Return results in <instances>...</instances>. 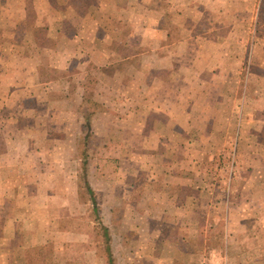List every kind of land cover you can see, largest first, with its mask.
I'll return each instance as SVG.
<instances>
[{"label": "rangeland", "instance_id": "1", "mask_svg": "<svg viewBox=\"0 0 264 264\" xmlns=\"http://www.w3.org/2000/svg\"><path fill=\"white\" fill-rule=\"evenodd\" d=\"M34 1L25 0L30 11L25 15L0 14V36L9 45L0 46V88L5 89L0 105L16 99L6 94L8 89L36 86L40 92L22 103L27 105L20 111L25 124L6 127L8 142L0 143V149L7 150L10 161L11 151L24 153L22 177L32 180L26 195L39 198L34 206L26 202V218L51 237L40 244L45 245L40 259L46 264H109V243L113 264H264V0H116V6L136 9L138 29L132 40L138 44L132 51L145 54L163 43L169 59L156 79L139 77L147 70L144 61L119 60L105 67L110 74L123 73L108 78L109 84L121 88L145 80L153 90L149 98L168 103L173 119L166 124L157 118L144 136L155 128L183 138L169 142L163 159H152L183 182L190 179L160 191L161 207L138 204V192L133 195L131 188L137 182L136 153L144 144L137 136V114L99 104L90 93L81 104L77 93L65 101L60 98L69 95L43 92L59 71V89L66 91L68 84L79 89L81 83L94 88L101 62L93 57L87 77L82 66L75 69L80 78L73 82L65 70L52 67L67 47L61 42L52 49L55 39L47 37V30L35 31L33 23L40 18L32 12ZM156 21L164 31L152 30ZM109 25L111 36L118 26L123 27L118 37H128L125 20ZM32 33L47 46L28 43ZM25 56L35 57L37 68L25 65ZM159 88L166 93L155 95ZM108 98L125 100L121 94ZM49 115L59 124H50ZM177 145L179 152H174ZM159 210L170 220H153L152 228L139 215ZM2 225L0 220V264L6 242Z\"/></svg>", "mask_w": 264, "mask_h": 264}, {"label": "crops", "instance_id": "2", "mask_svg": "<svg viewBox=\"0 0 264 264\" xmlns=\"http://www.w3.org/2000/svg\"><path fill=\"white\" fill-rule=\"evenodd\" d=\"M80 1V0H79ZM96 2L81 0L79 5H74V0L59 1V0H37L38 3L34 1L32 6V12L38 15L40 18L39 21L35 20L33 26L35 31H39L40 28H45L47 30V37H52L55 39V49L61 42H64L67 50L64 53H57L59 57L55 64H52V67L62 68L65 70L67 78L73 82L77 77L80 78L79 72L75 74V69L80 68L82 71L85 69L88 73L85 77L89 76V67L92 64L91 61L94 60V56L101 62V66H98L96 69L97 72V82L94 88L88 87V84L81 83V87H71L68 84L66 91L64 89L57 88L61 86L62 83V71H59L55 76L54 80L46 81L48 87H42L45 94H66L77 93L79 94V102L83 104L85 96L87 93L94 95V99L102 105L114 104L120 107L121 110H126L130 114H137L139 121L137 126L140 128V132L137 136L140 139V142H144L141 147V151L136 153V171L137 176L136 184L131 187L138 194L135 196V199L138 204L143 207L152 206V207H161L163 204L161 192L164 188H173L177 189L178 186L189 184L188 178H185L183 182V177L174 176V170L166 168L165 166H155L152 163V159H163L165 147L169 146V142L177 138L178 141L183 142V138H179L176 133L170 134V137H167L160 131H155L154 129L149 131V137L147 135L146 127H156L157 118H160L166 124L170 122V119H173L169 115L168 103L165 102L162 98L158 101L151 100L149 98L153 90L151 86H147V82L143 80L142 82L137 81L134 84L122 86L121 88L115 87L107 81L108 78L118 77L123 75V73H113L110 74L106 71L105 67L107 65H112L115 61H129V64L135 61H144L148 63L147 70H144L145 74L141 75L139 72V77L143 79H156L159 71L163 70L166 67V64L169 62L168 55L166 50L161 47L163 43H155L156 49L150 48L148 53L142 54L141 51L134 52L135 45L132 40V34L137 32V17L136 9H129L128 6H116V0H95ZM95 3V4H93ZM134 3L133 1L130 2ZM129 3V4H130ZM27 4L21 0H0V14H26L30 11L27 10ZM120 7V8H119ZM123 14V15H122ZM127 14V15H126ZM152 16H154L152 14ZM128 18V19H125ZM120 21V19L125 20L129 23L130 33L127 38L122 41L118 35L120 27L117 26V30L114 31L111 36L108 34V28L111 26L109 22ZM128 20V21H127ZM153 22V20L151 21ZM133 28V32H132ZM153 31H164L161 28L159 21H156V25L152 28ZM167 35V32L165 33ZM153 39L151 41H155ZM163 40V39H161ZM28 43H33V45L38 47L47 46L42 41L38 39L37 36H34L32 33L31 36H28ZM119 44H123L125 51L121 50ZM0 46H9L3 37L0 36ZM44 49V48H43ZM49 51H52L49 49ZM61 54V56L59 55ZM141 58H145L142 60ZM25 65H31L35 63L33 68H37V60L35 62V57H23L21 58ZM65 61V65L63 62ZM23 65V67H26ZM77 67V68H76ZM82 73V72H81ZM155 74V76L153 75ZM137 76V74H134ZM133 75H131L132 77ZM42 76L37 77L41 79ZM131 81V80H130ZM130 81L128 83H130ZM57 88V89H51ZM147 87H149L148 96ZM162 91H155L156 94L164 95L166 91L163 88H159ZM55 90V91H53ZM0 91L5 93L4 87L0 88ZM6 92L7 95L11 97H16V99H7L6 103L2 101L0 105V143L1 146H4L8 142V133L6 127L14 126L19 129V127L25 124L21 110H24L27 105L24 103L27 98H36L40 92L37 91L36 86L32 89H27L22 86H19L14 89H8ZM122 95L125 100L122 98L113 103L108 98V95ZM150 95V96H149ZM8 97V96H7ZM38 98V97H37ZM4 100L5 97H2ZM60 100H74L69 96L61 97ZM104 103V104H103ZM11 110L13 112L11 113ZM50 124H59V121L55 120L49 115ZM10 135V134H9ZM13 135V136H12ZM10 135L12 138L20 137L19 134ZM5 142V143H4ZM166 144V145H164ZM8 147V145H7ZM180 145H177V151L179 152ZM0 206L2 208V215H0V220L2 221V231L1 238L5 239L6 242L3 245L2 250V264H46L43 259H40V253L44 250V246L40 244L48 243L50 235L46 232H39L35 227V221L27 220L26 218V202H31V206H34V202L39 199L36 194L26 195L27 188L32 186V180L25 179L22 177L24 175L25 167L19 159L22 158L20 155L24 153L20 150L11 151L13 153V161L9 160L10 156H7L5 149H0ZM17 152V154H16ZM177 154L173 153L172 157H176ZM149 161V164H148ZM143 179V180H141ZM31 183V185H30ZM36 186V185H34ZM43 187L40 186V189ZM137 190V191H135ZM6 206V208H5ZM4 210V211H3ZM164 211L159 210V213L154 212L151 214L149 211L142 212L141 218L146 222L150 228H152V222L154 221H168L170 220L163 215ZM178 218V217H177ZM174 217L173 220L174 221ZM29 224L27 231L25 230ZM17 224V228L16 225ZM26 239H30L27 240ZM51 252V251H50ZM50 254V253H49Z\"/></svg>", "mask_w": 264, "mask_h": 264}, {"label": "trees", "instance_id": "3", "mask_svg": "<svg viewBox=\"0 0 264 264\" xmlns=\"http://www.w3.org/2000/svg\"><path fill=\"white\" fill-rule=\"evenodd\" d=\"M96 205V204H95ZM94 205V209H95V211H97L98 212V208L96 207ZM105 232H106V236H107V238H108V230H107V228H105ZM110 239V238H109ZM108 240V239H107ZM109 242H110V240H109ZM107 250H108V255H107V258H108V261H109V264H113V258H114V256H113V253H112V250H111V245L108 243V245H107Z\"/></svg>", "mask_w": 264, "mask_h": 264}]
</instances>
